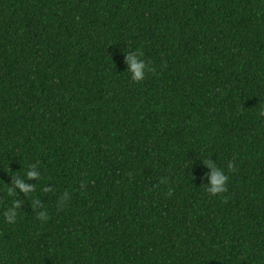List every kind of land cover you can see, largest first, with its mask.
<instances>
[{
  "label": "trees",
  "instance_id": "trees-1",
  "mask_svg": "<svg viewBox=\"0 0 264 264\" xmlns=\"http://www.w3.org/2000/svg\"><path fill=\"white\" fill-rule=\"evenodd\" d=\"M262 110L264 0H0V264H264Z\"/></svg>",
  "mask_w": 264,
  "mask_h": 264
},
{
  "label": "clouds",
  "instance_id": "clouds-1",
  "mask_svg": "<svg viewBox=\"0 0 264 264\" xmlns=\"http://www.w3.org/2000/svg\"><path fill=\"white\" fill-rule=\"evenodd\" d=\"M125 63L127 65V73L129 74V79L133 83L141 82L145 77V72L149 71L148 65L141 58V53L139 51H129L125 53ZM260 116L264 117V110L259 113ZM204 165L208 169V172L205 174V179H207L208 183L204 185L205 191L210 196H217L218 194H222L226 191V185L228 182V175H226L225 170L218 168L215 163L211 160L205 161ZM37 164H29L27 167V171L24 172V179H35L39 180V173L35 170ZM228 169L232 170L233 165L231 162L228 164ZM14 189L19 190V192L25 194V196L33 193L35 185H30L24 183V180L20 177L15 179V183L13 185ZM7 194L11 197L13 194L12 188H7ZM68 199L67 193H62L57 198V208H62L66 204ZM18 209H20V205L17 201L12 200L10 207H8L3 212L4 222L8 225H12L16 223L18 219ZM32 210L35 212L36 219L44 222L47 220V212L40 206V202L38 198H33L32 200Z\"/></svg>",
  "mask_w": 264,
  "mask_h": 264
}]
</instances>
